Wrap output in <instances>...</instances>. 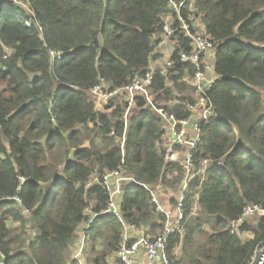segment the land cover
<instances>
[{
  "label": "trees",
  "instance_id": "1",
  "mask_svg": "<svg viewBox=\"0 0 264 264\" xmlns=\"http://www.w3.org/2000/svg\"><path fill=\"white\" fill-rule=\"evenodd\" d=\"M172 1L182 0H0V264H77L71 250L92 218L86 264H111L123 223L150 238L166 230L147 188L178 191L186 172L165 160L159 117L137 98L143 110L126 128L125 106L110 102L99 113L90 91L101 80L125 87L149 70ZM186 5L184 18H200L213 40L221 80L206 93L215 114L199 124L192 151L194 172L205 162L207 170L188 183L181 230L165 254L171 264H249L264 242V215L235 234L229 225L248 206L264 209V0ZM173 18L175 65L156 72L151 89L172 104L166 114L184 120L197 102L196 66L182 61L192 41ZM120 166L138 182L124 186L122 221L103 214V178Z\"/></svg>",
  "mask_w": 264,
  "mask_h": 264
},
{
  "label": "built area",
  "instance_id": "2",
  "mask_svg": "<svg viewBox=\"0 0 264 264\" xmlns=\"http://www.w3.org/2000/svg\"><path fill=\"white\" fill-rule=\"evenodd\" d=\"M186 9H188L186 0H182L180 2H171L169 6V17L165 28V35L161 38V40H159V44H157L156 49L157 51H173V47L175 46V44L170 43L169 37L176 32V29L173 28L175 21V18H173V16L174 14H176L179 19L180 29L182 30L184 35L192 41V52L188 55L184 54L182 56V61L191 62L196 66V72L194 77L190 79V84L196 89L195 97L197 98V102L194 105H188V110L191 114L189 118L184 120H177L174 115L166 114L164 111V108L166 106L159 105V102H156V98L153 99V97L151 96L153 93L151 86L155 77V73L158 72L161 76H166L174 67L175 62L171 60V56L164 60L162 67H154L151 64L149 70L146 71V73L140 76L136 75L125 87L111 89V85L108 82L101 80L100 84L90 91V95L95 104V109L99 113L105 114L106 112H108L106 110V107L110 102L115 103L119 101L123 104V106H125V111L122 118L125 122L126 128L128 127V117L130 115V111L134 107L135 102L137 104V98L146 100V102L144 101L145 107L148 103L152 107L153 111H155L162 118L168 120L173 125L174 136L171 146H163L166 152V162L176 161L178 152L173 150L175 147H180L186 150V158L182 164L185 168L186 176L182 183L180 198L175 206V209L178 212L176 221L174 223L168 222L166 230L163 233L158 234L155 238L143 236L139 238L138 241H135L130 245L128 244V239L131 237V234L139 228L135 225H128L123 223L124 240L121 248L117 252V256L124 264H135L134 256L137 254L141 246L146 250L147 264H171L165 254V248L169 236L172 233L181 230L180 221L183 218L182 211L188 183L196 175H199L203 172L205 173L207 170V162H205L203 164L204 168L202 172H194L192 164V151L195 150L198 143L200 142L199 124L202 122H208V120H210L215 114L214 108L208 103L206 93L217 81L221 79L217 77L214 72L213 40L206 34V27L201 22L200 18L191 16L188 20L191 24L188 23L186 18H184V16L182 15V11ZM118 98L120 100H118ZM198 109L201 110L200 120L193 124L192 134H189V119L191 118L193 111ZM164 137L165 131L163 134V138ZM125 138L126 130L124 133V137L118 139V141H121L122 147L124 146ZM126 183L138 184V182L134 178L125 174L122 166L104 176L103 185L107 189L109 200L103 214L112 215L122 221L119 197L123 194V189ZM147 189L152 194V201L155 204L156 212L158 214L166 216V218L170 217V213L160 202L159 195L156 192L157 190H154L152 188ZM255 215H264V209L257 205H251L245 208L240 218L230 222V232L232 234L238 233L242 225L246 223L247 220L253 218ZM92 221L93 218L88 224L80 228L79 238L74 244L75 252L73 255V260H75L77 264H86L85 253L89 241V237L86 231L88 230ZM249 264H264V242L259 244L255 249Z\"/></svg>",
  "mask_w": 264,
  "mask_h": 264
},
{
  "label": "crops",
  "instance_id": "3",
  "mask_svg": "<svg viewBox=\"0 0 264 264\" xmlns=\"http://www.w3.org/2000/svg\"><path fill=\"white\" fill-rule=\"evenodd\" d=\"M157 53L158 54L160 53L159 58L154 60L151 63L154 67H162L163 63H164V60H166L169 56L172 55V51L171 50H163V51L159 50V51H157ZM151 96L153 97V99L156 98L153 93H152ZM144 101L146 102V100H144ZM159 103H164L165 106H172L171 103H166L165 101H159ZM136 109L138 111H142L143 109H150V110L153 111L152 107L148 103L146 104L145 108L140 109V108H138V106H137V104L135 102L134 107L130 111V115L128 117V121H129V118L131 117L132 113ZM153 112H155V111H153ZM155 114L158 117H160L159 119L161 121L162 129H163V131H165V137L163 138V146L164 147L165 146H171L172 139H173V136H174L173 125L168 120H166L165 118H162L160 115H158L156 112H155ZM200 116H201V110L200 109L193 111L192 116L189 119V125H188L189 134H192L193 124L200 120ZM173 150L178 152V156H177L176 161H170V162H177V163L183 164V162H184V160L186 158V150L182 149L180 147H175ZM203 173H201L199 175H202ZM181 188H182V185L180 186L178 191L165 189V188H163L161 186H157L154 189V190H157L156 192L159 195L160 202L166 207V210L170 213V217L167 218L169 223H174L176 221L177 217H178V212L175 209V205L171 204V200H175L176 202L179 200L180 195H181ZM121 197H122V195L119 197V199H121ZM143 236L148 237L147 230L145 228L137 229L135 232H133L131 234V237L128 239L129 240L128 244H129V242L134 243L135 241H138V239L143 237ZM118 260H120V259L118 258L117 254L114 255V257H113V259L111 261V264H117ZM134 261H135V264H147L146 250L142 246L139 248V251L134 256Z\"/></svg>",
  "mask_w": 264,
  "mask_h": 264
},
{
  "label": "rangeland",
  "instance_id": "4",
  "mask_svg": "<svg viewBox=\"0 0 264 264\" xmlns=\"http://www.w3.org/2000/svg\"><path fill=\"white\" fill-rule=\"evenodd\" d=\"M117 102H119V101H117ZM165 104H166V103H165ZM159 105H164V103H159ZM119 142L121 143V141H119ZM251 220H253V218H252ZM249 236H250V235L247 234V235L245 236V239H247ZM249 238H250V237H249ZM201 242H202V241H201ZM74 252H75V248L73 247L72 250H71V256H72V258H73ZM73 259H74V258H73Z\"/></svg>",
  "mask_w": 264,
  "mask_h": 264
}]
</instances>
